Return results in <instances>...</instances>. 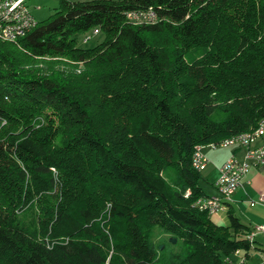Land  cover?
Masks as SVG:
<instances>
[{"label":"trees","instance_id":"16d2710c","mask_svg":"<svg viewBox=\"0 0 264 264\" xmlns=\"http://www.w3.org/2000/svg\"><path fill=\"white\" fill-rule=\"evenodd\" d=\"M148 8L155 22L126 18ZM53 11L0 40V264H230L241 225L192 205L204 194L190 162L196 145L264 116V0H60ZM92 28L103 41L78 47ZM49 55L90 70L69 82L19 68ZM53 170L61 197L30 222L17 212L28 184L54 187Z\"/></svg>","mask_w":264,"mask_h":264},{"label":"built area","instance_id":"2783aa9c","mask_svg":"<svg viewBox=\"0 0 264 264\" xmlns=\"http://www.w3.org/2000/svg\"><path fill=\"white\" fill-rule=\"evenodd\" d=\"M126 18L133 23H152L158 17L152 8L143 10H129ZM38 21L31 12L27 0H0V40L15 42L18 38L26 35ZM260 143L257 144V141ZM207 146L211 148L233 147L242 149V157L231 153L222 162L219 168V175L214 181L216 193L209 196L198 197L193 206L207 214H215L231 200L234 191L241 185L242 178L252 165L264 164V116L257 120L255 127L233 133L226 137L211 141ZM204 145H196L192 150L191 162L196 171H203L206 168L208 157L202 150ZM190 194L186 190L185 196ZM264 201V196L261 197ZM254 228L246 234V240L250 241L257 233H264V224L253 226ZM228 262L232 264L229 259Z\"/></svg>","mask_w":264,"mask_h":264},{"label":"crops","instance_id":"0c3cea01","mask_svg":"<svg viewBox=\"0 0 264 264\" xmlns=\"http://www.w3.org/2000/svg\"><path fill=\"white\" fill-rule=\"evenodd\" d=\"M260 141L262 140L257 141V144ZM202 150L208 157V164L200 171L199 187L204 196L214 195V181L219 175L222 162L231 153L242 157L243 151L233 147L214 149L207 145H204ZM262 196L264 164L252 165L242 178L241 185L232 194L231 200L218 214H208L218 225L229 226L233 217L241 225L236 234L238 238L246 241V245L229 254L228 259L232 264H264V233H257L250 241L246 240V234L254 228L253 226L264 224V201L260 200Z\"/></svg>","mask_w":264,"mask_h":264},{"label":"rangeland","instance_id":"374dc122","mask_svg":"<svg viewBox=\"0 0 264 264\" xmlns=\"http://www.w3.org/2000/svg\"><path fill=\"white\" fill-rule=\"evenodd\" d=\"M27 2L35 19L40 22L54 12L53 10L58 6L60 0H28ZM103 35L104 33L99 28H92L86 32H79L74 37L78 47L86 48L101 43L104 39ZM19 68L27 76L40 78L53 77L60 81L68 80L69 82L76 77L80 79L86 78L84 74L90 70L84 63L69 58L66 55H49L33 58L27 64H22ZM37 117H40L39 119L42 120L44 118L41 116ZM38 118L37 121H39ZM52 173L56 180L52 188L44 187L39 180L28 184L31 188V195L23 202L21 208L17 209V212L23 213V216L30 222L35 221V218L43 213L48 204H55L61 197L58 182L59 173L57 170H53Z\"/></svg>","mask_w":264,"mask_h":264},{"label":"water","instance_id":"95a60500","mask_svg":"<svg viewBox=\"0 0 264 264\" xmlns=\"http://www.w3.org/2000/svg\"><path fill=\"white\" fill-rule=\"evenodd\" d=\"M173 242H175V239H172Z\"/></svg>","mask_w":264,"mask_h":264}]
</instances>
